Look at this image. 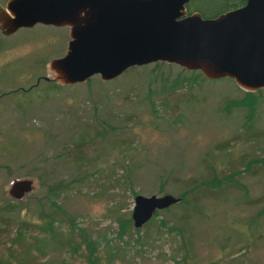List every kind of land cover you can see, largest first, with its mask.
Returning a JSON list of instances; mask_svg holds the SVG:
<instances>
[{
  "label": "rangeland",
  "instance_id": "obj_1",
  "mask_svg": "<svg viewBox=\"0 0 264 264\" xmlns=\"http://www.w3.org/2000/svg\"><path fill=\"white\" fill-rule=\"evenodd\" d=\"M67 40L0 30V264H264V89L165 62L54 88ZM166 193L180 200L134 228L133 196Z\"/></svg>",
  "mask_w": 264,
  "mask_h": 264
},
{
  "label": "water",
  "instance_id": "obj_2",
  "mask_svg": "<svg viewBox=\"0 0 264 264\" xmlns=\"http://www.w3.org/2000/svg\"><path fill=\"white\" fill-rule=\"evenodd\" d=\"M189 1L6 0L0 30L8 35L35 24L67 27L64 53L46 62L58 85L93 75L108 81L130 67L165 62L209 80L231 78L246 92L264 89V0H244L214 17L188 14ZM31 187V179H12L7 193L20 199ZM178 201L167 193L135 194L132 226Z\"/></svg>",
  "mask_w": 264,
  "mask_h": 264
},
{
  "label": "trees",
  "instance_id": "obj_3",
  "mask_svg": "<svg viewBox=\"0 0 264 264\" xmlns=\"http://www.w3.org/2000/svg\"><path fill=\"white\" fill-rule=\"evenodd\" d=\"M191 1H193V0H190L188 3H186L185 4V10H186V12L189 14V13H191V12H194L195 10L192 8V6L190 7V5H191ZM223 2H224V4H223V6H222V8L218 11V12H216L215 14H213V15H210V16H205V15H201L199 12V14L202 16V17H214V16H216L217 14H219V13H222V12H224V11H226V10H229V9H232V8H235V7H237V6H240V5H242L243 3H244V0H222ZM195 12H197V11H195ZM157 64V62H154V65H156ZM183 69V68H182ZM197 73H199L198 71H196ZM199 75L201 76V77H203L200 73H199ZM204 78V77H203ZM204 79H206V78H204ZM86 82V81H85ZM58 86V84H53L52 85V87H54V88H56ZM59 86H61V85H59ZM257 90H259V89H257ZM254 92V91H253ZM245 93H247V94H250V92H245ZM40 184H42V183H40ZM43 185V184H42ZM179 198V200H180V197H178ZM52 221H50V222H48V221H46V219L43 217L42 218V227H44L45 229H46V231H49V230H51V228H52ZM28 226V224L27 223H24V222H22L21 224H20V229H23V230H25L26 228H28L27 227ZM18 264H23L21 261H18L17 262ZM5 264H11L9 261H5Z\"/></svg>",
  "mask_w": 264,
  "mask_h": 264
},
{
  "label": "flooded vegetation",
  "instance_id": "obj_4",
  "mask_svg": "<svg viewBox=\"0 0 264 264\" xmlns=\"http://www.w3.org/2000/svg\"><path fill=\"white\" fill-rule=\"evenodd\" d=\"M5 2H6V1H5ZM0 5H1V4H0ZM1 6H3V5H1ZM16 31H17V30H16ZM16 31H15V32H16ZM15 32H13V33H15ZM13 33H11V34H8V35H12ZM10 91H12V90H10Z\"/></svg>",
  "mask_w": 264,
  "mask_h": 264
}]
</instances>
